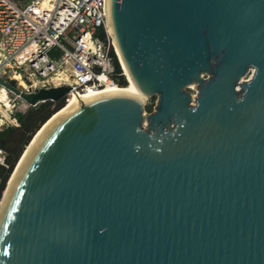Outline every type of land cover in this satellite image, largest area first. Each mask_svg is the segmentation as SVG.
<instances>
[{
  "label": "water",
  "instance_id": "water-1",
  "mask_svg": "<svg viewBox=\"0 0 264 264\" xmlns=\"http://www.w3.org/2000/svg\"><path fill=\"white\" fill-rule=\"evenodd\" d=\"M107 17L153 112L108 93L53 120L5 195L0 264H264V0H107ZM0 85L31 107L69 90Z\"/></svg>",
  "mask_w": 264,
  "mask_h": 264
},
{
  "label": "built area",
  "instance_id": "built-area-1",
  "mask_svg": "<svg viewBox=\"0 0 264 264\" xmlns=\"http://www.w3.org/2000/svg\"><path fill=\"white\" fill-rule=\"evenodd\" d=\"M107 24V0H31L25 6L0 0V79L13 81L24 94L68 87L65 105L73 95L118 88L112 79V49L128 84ZM98 29L104 31V41L97 38ZM2 92L6 98L0 101V115L5 111L10 123L0 122V132L17 126L12 118L16 112L33 108L0 85ZM6 157L0 148V166L5 168Z\"/></svg>",
  "mask_w": 264,
  "mask_h": 264
},
{
  "label": "trees",
  "instance_id": "trees-1",
  "mask_svg": "<svg viewBox=\"0 0 264 264\" xmlns=\"http://www.w3.org/2000/svg\"><path fill=\"white\" fill-rule=\"evenodd\" d=\"M97 38L102 41L105 40L104 31L102 29L97 30ZM110 55L113 58L114 67L112 79L119 88H124L127 86V83L124 76L121 75L122 71L112 49ZM64 106V100L61 99L57 102L48 101L41 103L36 107L29 108L24 113L16 112L12 118L16 120L17 126L9 127L5 131L0 132V148L6 152V164L8 166L7 168L0 166V199L7 181L32 138L40 128ZM144 111L146 113H152L153 104L150 103L146 105ZM8 123L10 122L7 119L3 121L5 126Z\"/></svg>",
  "mask_w": 264,
  "mask_h": 264
},
{
  "label": "bare ground",
  "instance_id": "bare-ground-1",
  "mask_svg": "<svg viewBox=\"0 0 264 264\" xmlns=\"http://www.w3.org/2000/svg\"><path fill=\"white\" fill-rule=\"evenodd\" d=\"M108 19V17H107ZM108 22V21H107ZM108 25V24H107ZM108 28H109V32H110V35L112 36V42H113V46H114V49H115V52L118 56V58L120 59V62H121V65H122V68H123V71H124V74L127 76V79H128V84L126 87L124 88H111V87H106L104 90L98 92V93H95L93 95H83V96H77V95H73L69 98L68 102L65 104V106L63 107V109H61L60 111H58L56 114H54L44 125L43 127L36 133V135L33 137L30 145L25 149V151L23 152V155L16 167V169L14 170V172L11 174L10 178H9V181H8V184L4 190V193H3V198H2V201L0 203V209H1V206L3 204V201H4V198H5V195L8 191V188L10 186V183L14 177V175L16 174L18 168L20 167L24 157L26 156V154L28 153L30 147L33 145V143L35 142V140L39 137V135L44 131V129L53 121L55 120L58 116H60L62 113H64L65 111H67L69 108H71L73 105H75L78 101L82 100V99H85V98H88V97H92V96H97V95H102V94H108V93H123V94H128L136 99H139L141 101H145L146 98L138 91V89L136 88L135 84L133 83V81L131 80V78L129 77V74L127 72V69L124 65V63L122 62L121 60V57H120V54H119V51H118V48H117V45H116V42L114 40V37H113V34H112V30L111 28L109 27L108 25ZM5 98H6V95L2 92L0 93V101H5ZM2 114L0 115V120H2L3 118H6L7 120L9 119V117L7 116L6 112L1 110Z\"/></svg>",
  "mask_w": 264,
  "mask_h": 264
},
{
  "label": "rangeland",
  "instance_id": "rangeland-1",
  "mask_svg": "<svg viewBox=\"0 0 264 264\" xmlns=\"http://www.w3.org/2000/svg\"><path fill=\"white\" fill-rule=\"evenodd\" d=\"M15 4H17L18 6H25V5H27L31 0H12ZM251 76V72L246 76V78L245 79H248L249 77ZM37 78V77H36ZM192 89V88H191ZM189 91H191L192 92V90H189ZM156 101H157V97L156 96H154V97H151V98H149V99H147L146 101H145V106L146 105H148V104H153V109H154V107H155V103H156ZM15 103H16V105L19 103L18 101H15ZM16 107V106H15ZM15 109V108H14ZM13 112H12V115L15 113V110H12ZM10 118H11V115H10ZM4 120H6V118H3L2 120H0V122H2L3 123V121ZM1 200V199H0Z\"/></svg>",
  "mask_w": 264,
  "mask_h": 264
}]
</instances>
